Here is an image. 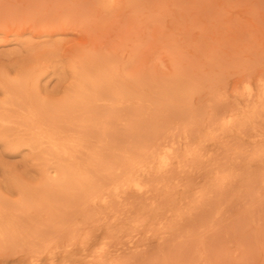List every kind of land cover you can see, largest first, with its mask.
Segmentation results:
<instances>
[{
    "label": "rangeland",
    "instance_id": "1",
    "mask_svg": "<svg viewBox=\"0 0 264 264\" xmlns=\"http://www.w3.org/2000/svg\"><path fill=\"white\" fill-rule=\"evenodd\" d=\"M65 13L68 17L63 18ZM47 39L59 43V54L83 46L88 58L106 61L114 69L107 80L118 83L123 93L116 103L110 93H101V103L89 107L90 117L77 120L75 130L71 127L75 136L82 135V127L81 131L93 133L92 139L103 138L114 152L124 151L129 158L133 156L132 160L141 159L142 150L150 152L165 145L177 156L159 191L167 211L144 225L139 224V215H131L123 226L125 214L113 210L106 217L107 226L122 229L123 242L140 231L137 240L125 242L127 250L136 256L130 264H264V114L255 118L259 126L255 133L247 130L236 134L237 128H248L244 119L228 129L219 124L224 115L243 108V102L236 99L243 82L249 81L257 92L258 83L264 81V0H0V77L1 72L14 77L12 63L26 53L22 41L42 45ZM55 75L43 77L42 95L59 89L62 82ZM127 92L131 94H124ZM186 132L191 135L188 146H184ZM206 132L212 135L208 148L194 158L192 150ZM238 156L249 164H233ZM36 164L25 148L10 149L0 143V211L18 215L24 222L28 219V228L20 237L11 239L0 233V264H19L24 246L18 240L26 235L44 234L48 229L44 235L54 247L53 234H60L63 228L62 233L68 231L62 219H56L62 217L64 209V217L70 212L77 191L64 186L62 190L55 182L57 172L53 168L43 172L42 165ZM53 187L57 195L60 190L63 195L73 190L72 198L67 192L64 195L70 203L61 194L63 202L57 197L58 205L48 190ZM45 193L53 197L50 202V197H43ZM185 195V206L168 210ZM159 200L150 201L156 205ZM42 202L49 208L45 203V209ZM58 210L61 213L57 215ZM84 235L81 231L79 238ZM190 238L195 240L190 242ZM182 239L179 247L181 242L177 241ZM65 244L55 250L64 253ZM149 253L151 260L142 263ZM116 259L123 261L124 254ZM42 260L45 262L44 257ZM55 264H64L60 256Z\"/></svg>",
    "mask_w": 264,
    "mask_h": 264
},
{
    "label": "bare ground",
    "instance_id": "2",
    "mask_svg": "<svg viewBox=\"0 0 264 264\" xmlns=\"http://www.w3.org/2000/svg\"><path fill=\"white\" fill-rule=\"evenodd\" d=\"M34 13H36V11ZM66 15L67 14L65 13L62 17L64 18ZM62 17L61 19H63ZM66 17H68V15ZM22 42L24 43L26 53H24L22 57L16 58L12 63V67L10 66L14 73V77L9 78L7 76L8 72H1L2 77H0V92L2 94V98L0 99V143H2L4 147H8L10 149L25 148L30 154V158L36 160V165H42L43 172H45L47 168H53L57 172V176L54 178H56L55 182H59L58 185H61V187L58 186L59 188L63 190L62 186H64L66 188L76 189L77 192L73 196L75 199V205L71 206L70 212H68L66 217H64L66 212L64 207V213H61L60 210L55 211V213L60 211L62 215V217H58L56 221H61L62 219V223L68 227V231L65 232L66 234H64V232L62 233L65 228H63L60 234L58 232L59 235L56 233L53 234L55 239L54 241L57 246L51 247V239L44 235L45 233L50 232L48 229H45V233L43 230L42 233L44 234L36 233L28 236L26 235L23 239L21 238L18 240V242L24 246V255L21 257L19 264H55V261L59 258V256L64 264H130L132 262L131 260H133L136 256L127 250L128 248L125 246V242L131 243L137 240V234L140 231L138 230L137 234L128 235L127 240L123 242V240H121L122 229L107 226L105 221L107 219L106 217L108 214H111L113 210H115L118 214H125V217H123L124 220L122 219L121 221V226H123L127 223V220H130L127 218H130L131 215H139V224L144 225L153 222L157 217L162 215V212L167 211V209H164L165 207L162 206V200L164 199H162V193H159V191L162 189L163 178L168 175L170 166L175 162V160H177V156L172 153L171 147L162 145V148H152L153 150L150 152L142 150V154H144L142 155L143 157L139 160H132L131 157L133 156L129 158L126 155L127 153L125 154L124 151L114 152V147L112 148L111 143L106 142L103 138L100 137L96 140L92 139L93 133L90 132L92 134L91 136L88 131H84V129L81 131L82 127L80 126L79 130L82 132V135L75 136L74 125L76 127V121L83 119V117L85 119V116H89L88 111H92L91 109V111L89 110V107L94 105V103L101 101V93H110L111 96H113L115 103L119 102V100L123 98V95H120L123 93H121L122 91L118 89V83L107 80L112 76L114 69L110 66V64L106 63V61L101 62L97 59L88 58L87 48L83 46H75L67 52L59 54V43L53 40L47 39L42 45H39L38 43L33 44L28 40ZM50 73H56V75H58V79L62 82V84L60 83L62 87L58 83L61 88L59 87L58 90L55 88L57 91L56 93L55 90L52 91L50 89L52 93L54 92L53 94L42 95L40 82L43 77H46ZM121 83L123 82L121 81ZM258 85V91L253 92L252 85L249 81L242 83L240 96L236 99L243 102V108L239 111V113L231 112L224 115L222 120H219V124L223 128H232L236 126L241 119H244L248 128H237L236 134H241L247 130L255 133L258 130L259 126L255 124V118L264 114V81L259 82ZM45 87L47 88V85ZM124 94L128 95L131 93L127 92ZM251 104L253 105L252 107H250ZM249 107L250 109H248ZM99 111H101V108ZM94 112L95 111H93V113ZM110 112L112 113V111ZM93 115L96 118V114ZM89 120L90 118L88 121ZM71 121H75L72 123L73 126L69 125ZM105 123H107V121H105ZM93 129L94 128H92V130ZM99 133L100 131L98 134ZM143 134L144 136L146 135L145 133ZM189 135L187 132L183 135L184 146H188L187 144L190 141ZM127 136H129V134ZM251 137L253 141H256L253 139L252 135ZM211 138L212 135H210L209 132H206L199 138L198 144H196L192 150L194 158L201 156L206 151ZM195 139H197L196 136L194 137V140ZM243 139V136H241V140ZM121 140L122 139H120V141ZM130 142L132 141H129V143ZM157 142H155V144ZM185 152H187V149ZM236 152L239 154L241 153L238 149H236ZM187 153L190 155L189 152ZM247 154L243 157L246 158ZM157 158L158 160L156 161V165H153L155 163L153 160ZM259 161L261 160L258 159V162ZM221 162H219L218 165ZM233 164L248 165L249 162L242 160L238 156L233 161ZM226 167L227 166H225V168ZM203 174H205V171ZM19 182H21V180ZM50 183H52V181ZM21 186L23 185L21 184ZM174 186H176V184ZM51 188H48L50 191L49 193L50 195L53 193V197H55L56 200L59 197L61 200L62 198L65 200L68 196L70 197V193L73 192L71 189L66 191V188H64L67 194L69 193L68 196L65 197L64 195L66 192L63 195L62 193H64V191L60 190V195H57L58 191L55 189L56 187H53L52 190ZM42 190L43 192L45 191V189ZM53 190L57 194L54 193ZM35 191L32 192L35 194ZM47 194L45 193L43 197H50V202V199L53 197ZM61 194L64 197L62 196L61 198ZM47 197L45 199H47ZM69 197L67 198L68 203H70L68 200L72 198V196L70 198ZM157 197H160V200L159 203L155 205L153 204V201L150 200H154ZM187 197V195L181 197L180 200L176 202L177 205L168 210L173 212L172 209H180L185 206L188 201ZM38 198L39 197H37V199ZM40 201L44 200L41 199ZM40 201H38L39 204ZM2 202H4V200ZM46 202H42L45 209L48 207ZM10 203H7V205ZM45 203L47 207L44 205ZM59 203L60 202L57 200L58 205ZM53 204L54 201L51 203V207ZM115 206L118 207L117 210L114 209ZM40 209L37 208V211H42ZM116 212L112 213L115 217L117 215ZM51 214H53V212ZM171 215L175 218H181L180 215L175 213ZM113 216L112 219L115 218H113ZM32 219H34V217H32ZM24 220L28 221V219ZM27 221L24 222L18 217V215L14 216L6 213L5 211H0V233L7 234L11 239L16 238L28 228V224H26ZM217 226L219 225L217 224ZM213 227L216 229V226ZM54 230L55 229H53V231ZM81 231L84 232L85 235L82 238H79ZM177 239H180V237ZM6 240L7 239L5 238V241ZM193 240L195 239L191 240L190 238V242H193ZM169 241L171 243L172 239ZM169 241L166 240L167 243H169ZM64 242H66L65 251L64 253L59 254L55 248ZM161 242L160 245L162 244ZM178 242H181L179 243L181 244L180 246H176V243L174 244L177 249L183 245V239L182 241L178 240L177 244ZM1 245L3 247V243ZM6 245H8V240L5 246ZM19 248H21V246ZM175 250L176 249H174V251ZM122 253L124 254L125 259L123 261L117 260L116 257ZM150 256L151 255L149 253L145 259L143 258L144 262L142 263H145V261L148 260L147 258L151 260ZM42 257L45 258V262H42Z\"/></svg>",
    "mask_w": 264,
    "mask_h": 264
}]
</instances>
